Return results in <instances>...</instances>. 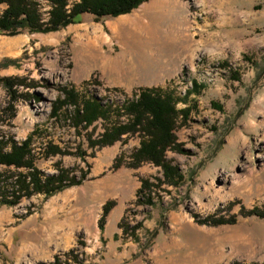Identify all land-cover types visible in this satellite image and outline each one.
I'll return each instance as SVG.
<instances>
[{"label": "rangeland", "instance_id": "obj_1", "mask_svg": "<svg viewBox=\"0 0 264 264\" xmlns=\"http://www.w3.org/2000/svg\"><path fill=\"white\" fill-rule=\"evenodd\" d=\"M143 89L179 111L163 166L134 162L140 133L100 143ZM90 102L105 114L86 123ZM14 147L33 165L0 163V264H264V0L0 34V154ZM33 169L59 187L9 202Z\"/></svg>", "mask_w": 264, "mask_h": 264}, {"label": "trees", "instance_id": "obj_2", "mask_svg": "<svg viewBox=\"0 0 264 264\" xmlns=\"http://www.w3.org/2000/svg\"><path fill=\"white\" fill-rule=\"evenodd\" d=\"M39 1L41 0H0V5H4L0 13V34H14L25 29L56 30L69 23L77 22L84 13L92 14L97 19L115 16L131 11L144 0H75L69 7L67 0H45L50 5L46 20H42L39 13ZM173 101L169 94L162 97L158 90H141L138 99L130 101L126 107L130 116L129 123L106 128L100 143L110 144L126 132L140 133V146L133 154L134 162L138 164L149 161L163 166L164 161L161 155L173 141L172 131L179 113L173 106ZM85 105L80 117L86 123L105 114L104 109L98 107L96 103L90 102ZM22 149V147H14L9 153L0 154V163L32 167L28 152ZM40 176V172L36 169L30 171L31 187H29L25 176L20 175L17 179L20 196L17 195L9 202H15L23 195L30 196L40 192L50 194L59 187L54 183L57 180L61 181L58 175L46 176L44 180H41ZM250 213H254V210Z\"/></svg>", "mask_w": 264, "mask_h": 264}, {"label": "bare ground", "instance_id": "obj_3", "mask_svg": "<svg viewBox=\"0 0 264 264\" xmlns=\"http://www.w3.org/2000/svg\"><path fill=\"white\" fill-rule=\"evenodd\" d=\"M110 27L112 28L111 24H110ZM84 29H85V28H84ZM84 29H83V30H84ZM84 31H85V30H84ZM9 40H10V39H9ZM15 41H16V40H14V39H13V40H10V41H7L8 44H7V47H6V48H8L9 50H10V49H13V48H14V45H15Z\"/></svg>", "mask_w": 264, "mask_h": 264}]
</instances>
